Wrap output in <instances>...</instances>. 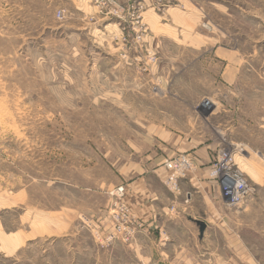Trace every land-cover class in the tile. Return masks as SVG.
I'll list each match as a JSON object with an SVG mask.
<instances>
[{"label":"rangeland","instance_id":"374dc122","mask_svg":"<svg viewBox=\"0 0 264 264\" xmlns=\"http://www.w3.org/2000/svg\"><path fill=\"white\" fill-rule=\"evenodd\" d=\"M209 135L247 195L213 160L215 214L105 241L115 190ZM0 264H264V0H0Z\"/></svg>","mask_w":264,"mask_h":264},{"label":"crops","instance_id":"0c3cea01","mask_svg":"<svg viewBox=\"0 0 264 264\" xmlns=\"http://www.w3.org/2000/svg\"><path fill=\"white\" fill-rule=\"evenodd\" d=\"M194 121H196V118ZM204 140L199 141L204 146H199L193 151L196 170L185 177L186 179L180 180L181 195H173L165 188L168 170L164 165L165 161L160 159H158L159 162L153 163L154 167L151 170L125 184V200L133 209L134 214L144 220L145 229L143 234L151 235L158 230L164 231L163 227L165 225L162 219H173L174 214L185 213L184 211L188 208L195 215H200L201 211L213 214L217 211L216 182L210 176L211 163L214 160L216 148L213 146L210 135ZM183 192L186 193L187 200L184 199ZM171 207L173 208L171 209ZM208 216H211V214ZM180 217L178 216L176 220ZM192 220L196 224L198 221L206 224L203 235L199 231L198 239L205 240L209 238L212 219L208 217L203 220L195 216Z\"/></svg>","mask_w":264,"mask_h":264},{"label":"built area","instance_id":"2783aa9c","mask_svg":"<svg viewBox=\"0 0 264 264\" xmlns=\"http://www.w3.org/2000/svg\"><path fill=\"white\" fill-rule=\"evenodd\" d=\"M203 103L204 105L211 106V101L209 99H205ZM192 159L193 158L189 154L180 153L164 163L168 170L165 184L175 194L181 193L180 180L185 177L186 170L191 167V163H193ZM234 162L232 155L222 150L219 153L218 160L216 158L213 162L214 166L218 167L215 171H212V176L221 181L220 190L222 196L231 202H237L243 199L249 191L247 181L242 171L234 167ZM222 168L226 169V172H222ZM225 177L230 178L231 186L234 188V191L231 193L228 191L229 186L223 184V179ZM123 195H125V188L120 186L114 193V196H118V200L115 202L113 215L115 229L104 238V240L109 243L118 239L128 242L135 239L138 232L145 229L143 223L134 215L131 208L121 200L120 197Z\"/></svg>","mask_w":264,"mask_h":264},{"label":"bare ground","instance_id":"6f19581e","mask_svg":"<svg viewBox=\"0 0 264 264\" xmlns=\"http://www.w3.org/2000/svg\"><path fill=\"white\" fill-rule=\"evenodd\" d=\"M222 172H226V169L222 168ZM229 173H231V172H229ZM224 179L226 180V182H223V184H225L226 186H229V190L228 191H230V193H231L232 191H234V188L231 186L232 184H231L230 178L229 177H225Z\"/></svg>","mask_w":264,"mask_h":264},{"label":"water","instance_id":"95a60500","mask_svg":"<svg viewBox=\"0 0 264 264\" xmlns=\"http://www.w3.org/2000/svg\"><path fill=\"white\" fill-rule=\"evenodd\" d=\"M197 224L200 226V232L203 235L205 229H206V224L204 222L198 221Z\"/></svg>","mask_w":264,"mask_h":264}]
</instances>
